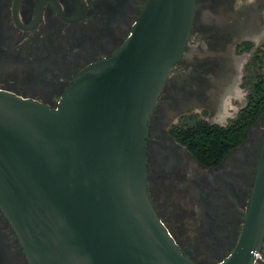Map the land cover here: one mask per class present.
Segmentation results:
<instances>
[{
    "label": "water",
    "instance_id": "95a60500",
    "mask_svg": "<svg viewBox=\"0 0 264 264\" xmlns=\"http://www.w3.org/2000/svg\"><path fill=\"white\" fill-rule=\"evenodd\" d=\"M195 9L147 0L125 43L55 108L0 89V207L30 264H195L150 199L147 151ZM263 239L264 142L239 243L218 264H257Z\"/></svg>",
    "mask_w": 264,
    "mask_h": 264
},
{
    "label": "flooded vegetation",
    "instance_id": "af4514ba",
    "mask_svg": "<svg viewBox=\"0 0 264 264\" xmlns=\"http://www.w3.org/2000/svg\"><path fill=\"white\" fill-rule=\"evenodd\" d=\"M235 1L195 0L190 42L168 78L149 123V196L169 229V222L158 211L156 200L173 185L182 186L189 194L188 201L186 197L169 210L181 219L180 226L169 230L182 252L195 264H218L238 245L264 142L263 114L243 142L220 164L209 167L201 165L171 135L174 127L185 126L196 117L200 119L198 113L206 106L213 108L210 109L212 118L220 121L225 112L220 94L225 92L236 96L241 107L234 117H227L226 124H211L228 125L248 104L254 78L262 75L263 58L261 68L259 61L262 53L264 57V46L254 37L233 46L242 55L238 70L220 51L208 50L215 41L204 27L207 19L223 4L232 9ZM240 1L247 6L254 2L260 4L257 9L264 23V0ZM146 2L0 0V89L57 107L65 89L83 69L109 58L125 43ZM207 34L209 37H205ZM220 38L227 41L226 35ZM219 41L216 44H222ZM250 67L255 69L251 79L247 76ZM234 71L236 78L232 77ZM215 75L220 79L218 85L212 82ZM235 83L242 87L241 98L234 94ZM197 104L202 105L201 111L193 112ZM170 107L175 113H170ZM262 255L264 239L257 264H264ZM0 264H30L15 228L1 207Z\"/></svg>",
    "mask_w": 264,
    "mask_h": 264
},
{
    "label": "rangeland",
    "instance_id": "374dc122",
    "mask_svg": "<svg viewBox=\"0 0 264 264\" xmlns=\"http://www.w3.org/2000/svg\"><path fill=\"white\" fill-rule=\"evenodd\" d=\"M250 4L251 6H247L245 5V3H241L240 0H237L232 3V9L226 7V5L223 4L219 6L220 9L218 10V12L211 14L212 16L207 19L204 26L207 30V33L212 35L215 41V45L209 46L208 50L213 53H217L218 51H220L221 54H224L226 56V59L229 58L228 61L234 68H236V70H238V68L242 65V62L239 61L242 55H240L239 52L234 51L233 46L235 44L249 37H254V39L259 42L261 47L264 46V23L262 22L257 9L260 4L255 2ZM243 5L247 7L244 9L242 7ZM209 34L205 35V37H209ZM221 35H226L227 41L226 39L223 41V38H220ZM218 40H220L219 42H221L222 44H216L218 43ZM260 57L263 58V53ZM254 70L255 69L252 67L248 68V71L250 73L248 75L247 72V76H249L250 79L254 78L252 74ZM232 77L236 78V72L232 74ZM219 80L220 79L215 75V78L212 80V82L214 85H218ZM233 91L234 94H236L237 96L240 95L239 98H241V95L243 94L242 87L235 83L233 86ZM215 93L216 91H214V96ZM220 96L221 104L225 106V112L222 114V118L220 121H216L212 118L213 111H211L210 109L213 108H208L206 106V108H204V111H201L202 105L197 104L193 106L192 111H201L198 114H201L200 119L202 120H206L210 123L226 124L227 117H234L237 110H239V108L241 107V104L240 100H236V96H231L229 92L222 93L220 94ZM215 109L217 108L215 107ZM170 113H175V109L170 107ZM186 197L188 201L189 194L185 191L184 188H182V186L173 185L170 190H167L162 197L160 195V197L156 200L158 211H160L161 214L166 217L172 229H176V227L181 225V219L176 218L175 213L169 210L175 207L177 202L182 203V201H185ZM161 201H165V203L163 204ZM179 212L180 211H178L177 213ZM261 260L264 261V255H262Z\"/></svg>",
    "mask_w": 264,
    "mask_h": 264
},
{
    "label": "trees",
    "instance_id": "16d2710c",
    "mask_svg": "<svg viewBox=\"0 0 264 264\" xmlns=\"http://www.w3.org/2000/svg\"><path fill=\"white\" fill-rule=\"evenodd\" d=\"M250 48V46L248 47ZM259 59V58H257ZM260 63L262 58L260 57ZM248 104L226 126H219L196 117L185 126H176L171 135L204 166H217L238 144L243 142L250 128L264 114V82L255 78Z\"/></svg>",
    "mask_w": 264,
    "mask_h": 264
}]
</instances>
